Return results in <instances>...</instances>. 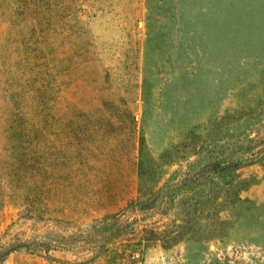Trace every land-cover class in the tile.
<instances>
[{
	"label": "rangeland",
	"instance_id": "1",
	"mask_svg": "<svg viewBox=\"0 0 264 264\" xmlns=\"http://www.w3.org/2000/svg\"><path fill=\"white\" fill-rule=\"evenodd\" d=\"M0 264H264V0H0Z\"/></svg>",
	"mask_w": 264,
	"mask_h": 264
}]
</instances>
